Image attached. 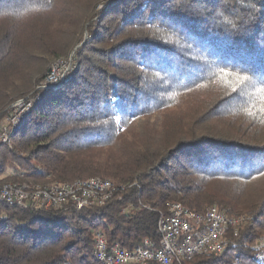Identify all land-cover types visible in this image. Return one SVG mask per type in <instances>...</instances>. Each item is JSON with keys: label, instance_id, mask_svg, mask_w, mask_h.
<instances>
[{"label": "trees", "instance_id": "trees-1", "mask_svg": "<svg viewBox=\"0 0 264 264\" xmlns=\"http://www.w3.org/2000/svg\"><path fill=\"white\" fill-rule=\"evenodd\" d=\"M72 52L61 87L40 89ZM24 98L0 184L117 190L79 211L0 202V264H99L95 231L158 245L168 203L246 219L224 252L184 264H264V0H0V119Z\"/></svg>", "mask_w": 264, "mask_h": 264}, {"label": "built area", "instance_id": "built-area-1", "mask_svg": "<svg viewBox=\"0 0 264 264\" xmlns=\"http://www.w3.org/2000/svg\"><path fill=\"white\" fill-rule=\"evenodd\" d=\"M70 70L61 75L51 72L40 89L47 91L58 88L54 80H63ZM59 78V79H57ZM34 99L16 101L8 115L0 119V148L11 147V137L23 126L31 112ZM115 185L100 177H91L74 183H53L48 185L0 184V202L18 208L61 209L68 205L76 210L104 206L116 192ZM130 205L124 209L128 214L134 210ZM244 217L229 216L221 209L210 206L205 212L197 213L180 203H168L160 215L157 231L159 244L145 240L139 247L126 250L116 243L109 245L101 231L94 232L93 257L99 264H184L199 256L219 255L230 243L229 236L238 238L245 226ZM254 249L257 258L264 263V237L259 238Z\"/></svg>", "mask_w": 264, "mask_h": 264}, {"label": "rangeland", "instance_id": "rangeland-1", "mask_svg": "<svg viewBox=\"0 0 264 264\" xmlns=\"http://www.w3.org/2000/svg\"><path fill=\"white\" fill-rule=\"evenodd\" d=\"M74 63H75V52H72L68 57H62V58H58V59H56L52 64H51V66H50V69H49V71L47 72V74H46V76L48 77V75L51 73V72H59V78L61 77V75H64V73L65 72H67V70H70V74H71V72L73 71V69L75 68L74 67ZM69 74V75H70ZM69 75H67V77L63 80V82L68 78V76ZM46 77V78H47ZM59 78H57V79H59ZM62 82V83H63ZM53 83L54 84H61L62 85V83L61 82H59V80H54L53 81ZM61 85L60 86H58V87H61ZM56 89V88H55ZM48 91V90H47ZM13 168H10V170L8 171V174L10 175L11 174V172H13ZM7 174V175H8ZM210 207V206H209Z\"/></svg>", "mask_w": 264, "mask_h": 264}]
</instances>
